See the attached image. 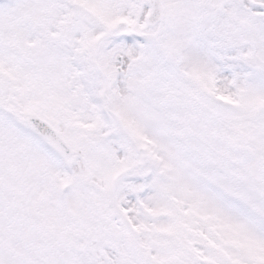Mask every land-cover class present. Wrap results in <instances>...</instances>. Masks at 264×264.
Instances as JSON below:
<instances>
[{"label": "snow or ice", "instance_id": "snow-or-ice-1", "mask_svg": "<svg viewBox=\"0 0 264 264\" xmlns=\"http://www.w3.org/2000/svg\"><path fill=\"white\" fill-rule=\"evenodd\" d=\"M0 264H264V0H0Z\"/></svg>", "mask_w": 264, "mask_h": 264}]
</instances>
